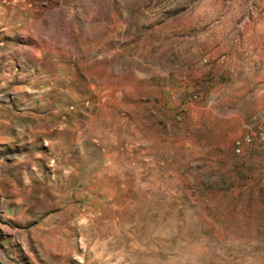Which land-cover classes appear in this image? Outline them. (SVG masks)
<instances>
[{
	"label": "rangeland",
	"instance_id": "1",
	"mask_svg": "<svg viewBox=\"0 0 264 264\" xmlns=\"http://www.w3.org/2000/svg\"><path fill=\"white\" fill-rule=\"evenodd\" d=\"M0 264H264V0H0Z\"/></svg>",
	"mask_w": 264,
	"mask_h": 264
}]
</instances>
